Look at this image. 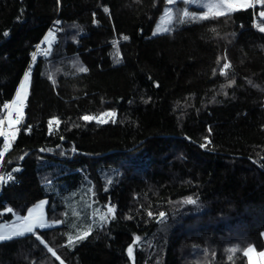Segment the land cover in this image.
Segmentation results:
<instances>
[{"label": "trees", "instance_id": "16d2710c", "mask_svg": "<svg viewBox=\"0 0 264 264\" xmlns=\"http://www.w3.org/2000/svg\"><path fill=\"white\" fill-rule=\"evenodd\" d=\"M126 2L140 11H118ZM166 4L0 0V121L32 71L18 134L9 143L0 138V173L21 166L18 183L0 182V223L47 199L53 224L0 241V264H131L130 246L137 264H249L244 251L264 249V4L192 14L205 19L183 16L181 4L170 30L154 34ZM50 29L57 43L33 60ZM82 40L95 57L104 51L99 43L110 42L118 69L108 72L111 85L93 70L77 80L81 87L118 88L51 115L60 104L43 79L85 73L80 56L67 51ZM54 119L60 123L50 128ZM85 199L114 207L112 218L93 227L92 216L78 219L68 201Z\"/></svg>", "mask_w": 264, "mask_h": 264}, {"label": "rangeland", "instance_id": "374dc122", "mask_svg": "<svg viewBox=\"0 0 264 264\" xmlns=\"http://www.w3.org/2000/svg\"><path fill=\"white\" fill-rule=\"evenodd\" d=\"M142 0H135V2H141ZM184 2V3H182ZM210 3H219V0H193V2L189 3L187 2V0H175L174 3L169 4L167 2L163 13L161 14V16L159 17L155 27H154V34H159V33H163L166 31H163L164 28H169L170 24L172 23V20L174 19V13L176 12V10L179 8V6H183L181 4H185V10L184 12H188L189 14H195V15H201V16H205L208 14H213V11L209 10V8L207 7L208 4ZM193 6V7H190ZM171 8L172 9V13H171V19H169L166 15H165V10ZM127 10L130 13H135V12H139L140 10L135 6V5H131L129 2H126L124 5L121 4L118 7V11L122 12L124 10ZM218 11L220 12H224V13H228L227 10L225 8H220L218 9ZM184 16V13H183ZM123 35H128L129 37H131L130 34H128L126 31H122ZM54 36L55 34L52 32H48L46 34V36L44 37V41L46 43V47L41 46L39 47L38 51H37V57H39L40 55L42 56H47L52 48V45L54 44ZM127 36V38H128ZM47 37V39H46ZM104 40V39H102ZM111 43L110 42H103L101 41L98 45V49H103V52H98V57H95L94 50L95 48L89 43V41L87 40H82V46L77 48L75 47V45H69L68 46V54H78L80 56V58L82 59L83 63L85 64L86 68H87V72L83 73V74H79L75 77H61L58 80L55 79H43V82H46V85L49 87L50 93L48 94V97L53 96L54 99L56 101L59 102L60 107H55L51 108L50 107V113L51 115L57 114L61 111H63L64 109H67L75 104H78L79 102H81L82 100L85 99H92L96 96H104L105 94H109L112 93L115 89L117 90L118 87H115L114 90H104L101 91L100 87L97 89H86L84 87H81L82 82H78L77 80H80L81 78H83L86 75H90L93 70H96L97 73L103 75L104 77H102V82L105 83V85H109L110 81V85L112 83H114L110 78L108 74V72L111 69H118L115 68L111 65L110 63V50H111ZM45 52H47V54H45ZM26 74H29V79L26 81L25 80V76ZM25 74V76L23 77L20 86L18 87V90L16 92V95L14 97V100H18V96L17 93L21 91V85L24 84L25 85V90L27 92V96L26 99L24 100L22 105H13V101H12V106L11 109L7 115V122H8V130H9V137L6 138V143H9V141L13 140L17 134H18V123L19 121L16 120L15 118V114H20L21 117H23L25 115V109H24V103L26 102V100H28L30 94H31V85H32V71L29 70L27 71ZM121 77V79H120ZM119 77V81H118V86H119V90H124L129 88V84L127 79L125 78V74L121 73ZM125 79V80H124ZM102 85V84H101ZM104 86V85H103ZM105 88V87H104ZM121 88V89H120ZM106 89V88H105ZM48 106L53 105L47 103ZM19 108L20 111H17L16 109ZM112 113V112H110ZM10 121H18L17 123H10ZM15 133V136H12L11 134ZM68 205H69V210L73 213V215L77 216L78 219H83L86 220L87 216L91 218H93V221L91 222L92 224L90 225L91 227L94 226H98L103 224L104 222L109 221L112 218V212L109 211H105V209L98 205L95 207H89L88 206V201L85 199L84 201H74L72 202V200L68 201ZM106 214V219L105 220H101L100 217L101 215ZM52 223H48V226H52ZM90 226L88 227L87 230H85L84 232H87L88 230H90ZM249 248H253V247H249ZM248 248V249H249Z\"/></svg>", "mask_w": 264, "mask_h": 264}, {"label": "snow or ice", "instance_id": "6c2138e0", "mask_svg": "<svg viewBox=\"0 0 264 264\" xmlns=\"http://www.w3.org/2000/svg\"><path fill=\"white\" fill-rule=\"evenodd\" d=\"M167 2L169 4H172L175 2V0H167ZM187 2L191 3L193 2V0H187ZM254 2H258V3H262L264 4V0H219V3H210L207 5V7L209 8V10L213 11V15H223L225 14L224 12H220L218 11V9L220 8H225L227 10L228 13L236 10L237 7H251L253 5ZM105 11H107V9H105ZM171 13H172V9L168 8L165 10V15L171 19ZM260 15L262 17H264V12H261ZM184 16L188 17L189 19H205L208 17H195L192 14H189L188 12H184ZM179 22L183 23L185 22L184 20H180ZM170 29L168 28H164L163 31H169ZM261 31H264V27L260 28ZM47 39V37H46ZM124 39H127V37H124ZM45 54H47V52H45ZM33 59H35V54H33ZM230 68V63H224L223 67H222V74H226L225 70ZM79 71L81 72H86L87 68L85 67H80ZM29 79V74H26L25 76V80L27 81ZM231 83H235L234 81H232ZM18 96V100H14L13 101V105H22L24 100L26 99L27 96V92L25 90V85L22 84L21 85V91L17 93ZM5 107H8V105H5ZM17 111H20L19 108L16 109ZM102 116L105 117H114L115 113H104L102 114ZM84 120H94V119H98L100 123H105L106 120H104L101 117H92V116H84L83 117ZM18 121H10V123H17ZM2 123V122H0ZM55 123L57 125H59L60 121L58 119H54V120H50L49 121V127L51 128L52 124ZM4 133L0 132V135H3ZM12 136H15V133L11 134ZM210 143V141H209ZM3 153H0V156H2ZM14 178L11 174H9L7 176V181H12ZM5 181V178L3 176H0V182H7ZM187 203H191V204H195L196 201L189 198L187 201ZM46 203L45 201H42L40 206L38 207H42V205ZM7 211H12V209H7ZM109 212H114L115 209L114 207H110L108 209ZM149 215H151V213H149ZM161 217L164 216V213L160 214ZM19 219L21 221H23V223L20 226L21 230H12V236H21L24 235L25 233H35L37 228H42L45 227L46 225L42 222V215L40 217H34L32 210H29V214L27 216H22L19 217ZM101 220H105L106 219V214L101 215L100 217ZM56 223H59V221H57ZM89 235V232H84L83 235L77 237L78 240H82L84 238H86ZM11 237H7L3 234H0V241L5 240V239H9ZM137 239H139L137 237ZM71 238L69 239V243H71ZM50 251L53 252V255H56L54 250ZM230 252L235 253L237 251V248H232L229 249ZM132 253V248H129V254L131 255ZM244 255L248 257L249 261L251 262V264H264V252H260V253H255V249L254 248H249L247 250L244 251ZM254 256H259L260 257V261H256L254 260ZM57 259H59V257H57ZM232 257L229 256V260H231ZM61 264H63V261H61Z\"/></svg>", "mask_w": 264, "mask_h": 264}, {"label": "crops", "instance_id": "0c3cea01", "mask_svg": "<svg viewBox=\"0 0 264 264\" xmlns=\"http://www.w3.org/2000/svg\"><path fill=\"white\" fill-rule=\"evenodd\" d=\"M12 101H14V99ZM1 164H2V160L0 159V166H1ZM42 201H45L46 203H44L42 205V207H38V206H40ZM47 207H48V200L47 199H43V200L37 202L36 204H34L29 209V210H32L34 217H40L42 215V222L46 225L45 227H42V228H46L47 224L50 222L49 219H48V215H47ZM28 214H29V212H28ZM22 223H23V221H21L19 219V217H16L13 221L8 222V223H0V234H3L5 236L11 237V238L12 237H17V236H12V230H14V229L21 230L20 226H21ZM25 234H28V233H25ZM263 237H264V232H263ZM260 252H264V249L261 250V251H255V253H260ZM253 258H254V260H256L258 262L260 261V257L259 256H254ZM249 264H251L250 261H249Z\"/></svg>", "mask_w": 264, "mask_h": 264}, {"label": "built area", "instance_id": "2783aa9c", "mask_svg": "<svg viewBox=\"0 0 264 264\" xmlns=\"http://www.w3.org/2000/svg\"><path fill=\"white\" fill-rule=\"evenodd\" d=\"M258 3V2H254V5ZM257 22V18H255V23ZM53 32L55 34V32H57V30H54V29H50L49 32ZM55 43H56V39H55ZM45 45V41L44 39H42L36 49L34 50L33 54H35V56L37 55V51H38V48L41 46V45ZM5 105H8V107H5ZM10 107H11V101H8L4 104V114H3V117H2V123L0 124V132L4 133L3 135H0V138H7L9 136V132H8V128H7V121H6V118H7V114L9 113L10 111ZM24 107L27 108L28 107V102H26L24 104ZM15 118L18 120L20 119V116L19 115H16ZM21 171V166L20 165H16L14 168H12L11 170H8L5 172V180L7 181V176L9 174H11L13 176V180L12 181H7L9 183H18V175H19V172Z\"/></svg>", "mask_w": 264, "mask_h": 264}, {"label": "water", "instance_id": "95a60500", "mask_svg": "<svg viewBox=\"0 0 264 264\" xmlns=\"http://www.w3.org/2000/svg\"><path fill=\"white\" fill-rule=\"evenodd\" d=\"M1 176H3L4 178H5V175L3 174V175H1ZM1 184H2V186L4 185V182H1ZM129 248H132V253H131V255L129 254ZM128 248V257H129V260H130V263L131 264H137V257H136V253H135V250L133 249V247L132 246H130Z\"/></svg>", "mask_w": 264, "mask_h": 264}]
</instances>
